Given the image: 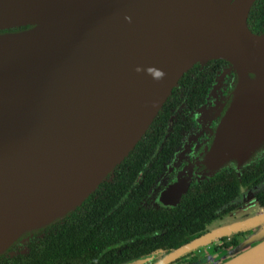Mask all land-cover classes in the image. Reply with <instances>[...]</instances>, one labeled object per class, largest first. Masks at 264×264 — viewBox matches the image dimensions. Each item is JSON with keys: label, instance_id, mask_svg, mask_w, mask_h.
<instances>
[{"label": "water", "instance_id": "1", "mask_svg": "<svg viewBox=\"0 0 264 264\" xmlns=\"http://www.w3.org/2000/svg\"><path fill=\"white\" fill-rule=\"evenodd\" d=\"M252 1L0 0V29L30 26L0 33V251L78 205L133 147L195 61L225 59L238 76L202 162L213 171L247 158L264 138V121L257 136L254 121L245 128L244 120L251 114L257 122L264 109L241 108L242 94L264 87V33L245 22ZM256 236L217 264H264V227Z\"/></svg>", "mask_w": 264, "mask_h": 264}, {"label": "flooded vegetation", "instance_id": "2", "mask_svg": "<svg viewBox=\"0 0 264 264\" xmlns=\"http://www.w3.org/2000/svg\"><path fill=\"white\" fill-rule=\"evenodd\" d=\"M216 59L222 58L207 59L201 65L199 61H195L186 69H189V72L182 83L189 82L191 87L187 89L181 83L168 94L171 96L168 109L165 110L166 121L162 134L157 141L149 143L151 147L149 151L152 155L137 164L136 167L140 171L134 175L133 182L129 179L120 181L122 199H125L127 194L141 193L138 205L142 208L164 210L183 208L190 211L194 206L179 204L184 195L195 189L210 187L213 181L220 187L227 173L231 172L235 176L236 195L233 200L223 205L227 209L205 222L201 229L191 231L190 223L184 225L183 240H185L182 241V245L207 233L212 235L182 256L168 262L169 264H217L220 261V254L228 252L240 241L252 238L255 243L256 235L260 228L264 227V218H262L256 225H245L237 230L229 229L224 234L218 232L221 227L255 216L243 212L250 207L256 208L255 211L259 212H255L256 214L264 216V202L259 200V196L264 199V138L255 142L257 148L240 164L238 160L231 159L217 170L209 171L208 166L202 162L201 159L211 144L215 127L230 103L238 80L237 73L229 62ZM248 76L254 78L252 73ZM256 87L261 90L242 94L254 99L251 103L252 111L256 106L264 109V87L251 86L252 89ZM245 113L248 116L250 110L247 109V112L245 110ZM244 120L254 121L256 135H262L260 124L264 121L263 112H259L257 122L251 119V114ZM119 168L120 165L116 167ZM115 176L116 173L114 180L110 178L105 180L110 183L109 186L104 187L105 191L115 183ZM126 184L130 187H126ZM97 194L93 199H96ZM154 233L158 236L159 229L154 230ZM43 234L44 229L26 231L3 250L8 256L26 253L30 240L42 237ZM172 250L173 248L154 249L146 255L124 263L137 261L138 264H155Z\"/></svg>", "mask_w": 264, "mask_h": 264}, {"label": "trees", "instance_id": "3", "mask_svg": "<svg viewBox=\"0 0 264 264\" xmlns=\"http://www.w3.org/2000/svg\"><path fill=\"white\" fill-rule=\"evenodd\" d=\"M245 22L252 33H264V0L252 1ZM28 27L30 26L0 29V33L20 31ZM188 70L178 77L169 93L182 83ZM188 83L184 81L182 86L189 89L191 86ZM168 94L133 147L95 188L73 209L31 229H44V234L30 240L26 253L8 256L6 249L1 251L0 264H121L154 249L167 250L181 246L185 240L184 225L190 223L191 231L201 229L205 222L227 209L223 205L236 195L235 176L231 172L226 174L220 187L213 181L210 187L195 189L184 195L179 204L194 206L190 211L183 208H142L138 205L141 193L127 194L122 199L120 181L129 179L133 182L134 175L140 171L137 164L152 155L149 151L150 142L157 141L162 134L166 121L165 110L168 109L171 96ZM119 165L120 168L116 169ZM115 173V183L105 191L104 187L110 184L105 180H114ZM126 187H130L129 184ZM96 193V199H93ZM259 200L264 202L261 196ZM220 207L223 208L220 210ZM156 229L160 231L158 236L154 235Z\"/></svg>", "mask_w": 264, "mask_h": 264}, {"label": "rangeland", "instance_id": "4", "mask_svg": "<svg viewBox=\"0 0 264 264\" xmlns=\"http://www.w3.org/2000/svg\"><path fill=\"white\" fill-rule=\"evenodd\" d=\"M253 100H254V99H249L248 97L244 98V99H243V106H241V108H244L245 104L252 105L251 103H252ZM247 121H249V120H247ZM247 121H246V122H247ZM249 126H250L249 122L245 123V128H248ZM244 209H245V208H244ZM255 210H256V208L250 207V208L244 210L243 212H247V214H249V215H252V214H254V215H259V214H256V213H259V212L255 211ZM255 212H256V213H255ZM239 213H241V212H239ZM249 240H253V239H252V238H246V239L240 241L239 243H245V242H247V241H249ZM238 249H239V248H238ZM230 250H231V251H228V252H225V253H221V254H220V257H219V260L222 261V260H225V259L229 258V257L231 256V253H232V252H235L236 248L233 247V248H231ZM232 250H233V251H232ZM220 261H219V262H220Z\"/></svg>", "mask_w": 264, "mask_h": 264}, {"label": "clouds", "instance_id": "5", "mask_svg": "<svg viewBox=\"0 0 264 264\" xmlns=\"http://www.w3.org/2000/svg\"><path fill=\"white\" fill-rule=\"evenodd\" d=\"M136 70L141 71L140 68H137ZM147 72L156 79H161V78H163V75H164V73L161 70H158L155 68H148Z\"/></svg>", "mask_w": 264, "mask_h": 264}]
</instances>
